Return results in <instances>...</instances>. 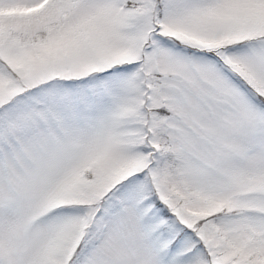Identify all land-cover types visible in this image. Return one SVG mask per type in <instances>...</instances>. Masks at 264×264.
I'll use <instances>...</instances> for the list:
<instances>
[{"label":"snow or ice","instance_id":"obj_1","mask_svg":"<svg viewBox=\"0 0 264 264\" xmlns=\"http://www.w3.org/2000/svg\"><path fill=\"white\" fill-rule=\"evenodd\" d=\"M0 264H264V0H0Z\"/></svg>","mask_w":264,"mask_h":264}]
</instances>
